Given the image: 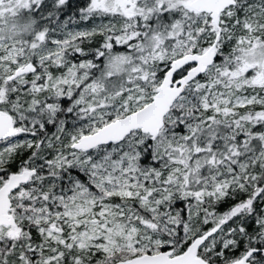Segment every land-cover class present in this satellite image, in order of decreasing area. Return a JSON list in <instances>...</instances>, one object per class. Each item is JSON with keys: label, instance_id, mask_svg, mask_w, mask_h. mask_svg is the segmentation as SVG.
I'll list each match as a JSON object with an SVG mask.
<instances>
[{"label": "snow or ice", "instance_id": "6c2138e0", "mask_svg": "<svg viewBox=\"0 0 264 264\" xmlns=\"http://www.w3.org/2000/svg\"><path fill=\"white\" fill-rule=\"evenodd\" d=\"M0 264H264V0H0Z\"/></svg>", "mask_w": 264, "mask_h": 264}]
</instances>
